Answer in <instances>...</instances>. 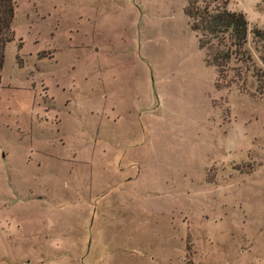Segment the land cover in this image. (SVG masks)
Listing matches in <instances>:
<instances>
[{
    "label": "rangeland",
    "instance_id": "rangeland-1",
    "mask_svg": "<svg viewBox=\"0 0 264 264\" xmlns=\"http://www.w3.org/2000/svg\"><path fill=\"white\" fill-rule=\"evenodd\" d=\"M189 1L14 0L0 264H264V0L222 76Z\"/></svg>",
    "mask_w": 264,
    "mask_h": 264
},
{
    "label": "trees",
    "instance_id": "trees-1",
    "mask_svg": "<svg viewBox=\"0 0 264 264\" xmlns=\"http://www.w3.org/2000/svg\"><path fill=\"white\" fill-rule=\"evenodd\" d=\"M185 13L190 19L191 30L199 34V47L206 50V62L216 67L219 75H225L231 69L232 61L245 68L253 66L252 57L244 48L248 22L243 12L229 10L226 0L213 7L200 6L196 0H192L189 1ZM13 17L14 0H0L1 58L5 44L13 40L10 29ZM251 33L260 61L264 65V30L255 27ZM253 71L256 73L255 67ZM255 75L260 79L258 73ZM238 77L240 78L239 74Z\"/></svg>",
    "mask_w": 264,
    "mask_h": 264
}]
</instances>
